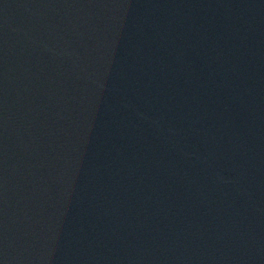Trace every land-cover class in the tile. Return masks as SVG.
<instances>
[{
  "label": "water",
  "instance_id": "1",
  "mask_svg": "<svg viewBox=\"0 0 264 264\" xmlns=\"http://www.w3.org/2000/svg\"><path fill=\"white\" fill-rule=\"evenodd\" d=\"M0 264H264V0H0Z\"/></svg>",
  "mask_w": 264,
  "mask_h": 264
}]
</instances>
